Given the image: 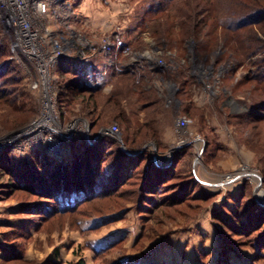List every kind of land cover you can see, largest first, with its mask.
I'll use <instances>...</instances> for the list:
<instances>
[{
    "label": "rangeland",
    "instance_id": "1",
    "mask_svg": "<svg viewBox=\"0 0 264 264\" xmlns=\"http://www.w3.org/2000/svg\"><path fill=\"white\" fill-rule=\"evenodd\" d=\"M70 1L71 27L98 41L118 30L120 45L127 42L125 52L148 49L166 71L179 72L170 87L173 97L183 99L181 111H174L175 127L187 116L185 131L200 139L177 166L178 178L151 199L140 190L141 172L119 192L69 211L26 188L4 189L0 264H264V194L259 193L264 189V0ZM248 14L253 18L242 24ZM144 19L150 24H141ZM54 23L47 19L49 27ZM165 36L183 42L173 50L160 42ZM10 46V30L0 19V135L30 122L41 106L42 92L31 87L27 64ZM79 65L70 62L63 76L61 61L59 83L66 86L69 77L78 76ZM10 69L14 74L5 73ZM184 77L192 82L181 95ZM108 95L102 89L100 96ZM64 97L62 91L59 98ZM110 107L104 104L101 111L112 120ZM96 112L92 105L83 111L76 101L60 128L63 137L72 134L81 141L88 135L81 118ZM113 124L121 128L120 120ZM65 144L59 152L26 136L12 142L4 150L3 182L19 171L41 180L43 170L57 173L74 158L71 144ZM182 145L177 140L172 147ZM192 174L200 183L186 196L176 194L177 183Z\"/></svg>",
    "mask_w": 264,
    "mask_h": 264
},
{
    "label": "trees",
    "instance_id": "2",
    "mask_svg": "<svg viewBox=\"0 0 264 264\" xmlns=\"http://www.w3.org/2000/svg\"><path fill=\"white\" fill-rule=\"evenodd\" d=\"M162 9H167V7ZM262 13L264 14V12ZM251 18H253L252 14H248L242 24ZM142 23L150 24L149 21L147 22V19L141 21ZM160 42H164L170 49L175 50L176 45L179 46L183 42V39L179 38L176 40L165 36L164 41ZM120 44L121 42L116 44L111 54L115 62L110 76L119 83L121 93H129L130 90L132 92V89L136 88L139 100L148 101L153 94V90L148 88L152 70L142 63L134 64L129 62V56L125 53L127 42L122 45ZM67 71L68 69L63 67V69L60 68L58 70V73L64 76V74H69ZM7 72L14 74L15 69L5 70V73ZM3 74H0V82L3 80ZM178 76L179 72L177 71L174 79H177ZM12 80L7 79L8 83H14L15 85V80L13 78ZM66 82L68 96L64 100V103L68 109H65V106L63 108L61 105V122L63 125L68 122V110L69 112L71 111L76 101L82 106L83 111L86 110V106L88 105H92L95 108L100 104H107L111 108L114 107L115 110H112L113 115H110L113 117L112 120L108 119L106 113L102 111L85 114L89 119L91 137L88 139L83 134L84 138L80 141L78 137L73 135V137L67 140L74 150V158L71 164H64L57 173L43 170L44 173L41 174L42 180L40 177L36 179L35 175H30L27 171H19L15 175V178H10L5 183L3 182L4 174L0 173V192H6L4 189L8 190V188L21 190L26 188V190L32 192L37 197L51 200L58 206V210L69 211L74 210L82 201L102 196L108 197L119 192L120 188L135 176L137 172H141L142 175L139 185L140 190L143 191L144 197L148 199H151L153 194L161 193V190H164L168 181L170 182L178 178V175H176L177 166L182 163V158L191 148L190 144L193 141L180 147H175L170 162L160 165L156 163L150 149H140L144 142L150 139L157 140V137L155 134L149 132L148 127L144 126H141L139 134H132L128 117L121 108L119 96H100L103 88L99 85H88L87 82L80 79L79 75L69 77ZM191 82V77H184V84L180 87L181 95L186 91L187 86L191 85ZM188 106H191V104L189 103ZM114 119L120 120L121 139L117 135L107 133L105 130L99 135L100 129L107 127ZM122 143L125 145V148L122 147ZM156 144L158 150H160L159 143L157 142ZM4 153L5 151L0 153V170L4 169L7 165ZM7 158L9 159V157ZM106 163L112 164L113 168L108 170ZM142 163H146V167L143 166L140 171H137ZM52 179L54 180L52 181ZM198 183H200V180L192 174V179L177 183L175 192L178 195L184 194L186 196L195 187V184ZM72 195H76V197L72 199Z\"/></svg>",
    "mask_w": 264,
    "mask_h": 264
},
{
    "label": "built area",
    "instance_id": "3",
    "mask_svg": "<svg viewBox=\"0 0 264 264\" xmlns=\"http://www.w3.org/2000/svg\"><path fill=\"white\" fill-rule=\"evenodd\" d=\"M50 17L56 22L55 28L46 24ZM71 17L74 16L70 0H0V19L10 30L11 51L18 61L27 64V70L31 72V87L42 92L38 115L13 134L0 135V153L12 142L20 143L25 136L29 137V141L52 145L56 150L63 149L72 137V134L63 137V130H60L64 127L60 109L68 92L66 86L59 83L61 79L56 74L57 69L61 61L69 69L70 62L87 65L102 52L111 56L116 44L121 42V33L114 30L98 41L71 27ZM107 62L112 63L113 59L108 57ZM62 91L65 97L60 100ZM189 122L187 116L177 120L180 144L200 139L199 135L191 137L192 134L185 131ZM106 132L118 136V124L111 125ZM170 160L171 157H168L167 162Z\"/></svg>",
    "mask_w": 264,
    "mask_h": 264
},
{
    "label": "crops",
    "instance_id": "4",
    "mask_svg": "<svg viewBox=\"0 0 264 264\" xmlns=\"http://www.w3.org/2000/svg\"><path fill=\"white\" fill-rule=\"evenodd\" d=\"M149 44H151V42ZM151 45H153V43ZM125 53L129 56V62L134 64L142 63L152 70L150 74L151 81L148 84V88L153 90V94L148 101L139 100L136 88L132 89L131 94L128 92L119 93V83L110 76L112 66L115 62L112 55H105V53L102 52L97 55L99 58L96 60L94 59L92 64H80L78 67H75V69L79 71L78 75L82 81L85 80V82L93 86H101L109 95L119 96L121 108L128 116V123L132 134H139L141 132V126H144L146 128L148 127L149 132L155 134L157 137V140L150 139L144 142L140 149H150L156 163H169L167 162V158L171 157L169 156L171 155V150L175 148L172 146L180 137L179 131L177 127H175L174 111L175 109L181 111V104H183L182 97H173L170 90V87H175L172 81L174 75L171 73V70L166 71L164 69L165 67L167 68L165 64L157 63V61L153 59L154 55L152 56L151 51L148 49L140 53H138V51L134 54ZM133 55L136 57H133ZM108 57L113 59L112 63L107 62ZM169 69H173V67L170 66ZM101 107H103V104L97 107V111H101ZM86 115L81 119L85 123L86 128H84V130L87 134H90V129L88 130L90 124L89 121H87L88 118ZM110 124L101 129H105L106 131V129H109ZM119 139H121V136ZM157 142L160 145V150H158ZM65 149L66 148H63L58 151L64 152Z\"/></svg>",
    "mask_w": 264,
    "mask_h": 264
},
{
    "label": "water",
    "instance_id": "5",
    "mask_svg": "<svg viewBox=\"0 0 264 264\" xmlns=\"http://www.w3.org/2000/svg\"><path fill=\"white\" fill-rule=\"evenodd\" d=\"M90 129V125L88 126V130ZM105 129H101L100 131H99V135L104 131ZM106 130H108V129H106ZM119 135V138H120V134H118ZM87 138L88 139H90V134L88 133V135H87ZM122 147L123 148H125V145L122 143ZM178 147V146H177ZM171 154H173V149L171 150Z\"/></svg>",
    "mask_w": 264,
    "mask_h": 264
},
{
    "label": "bare ground",
    "instance_id": "6",
    "mask_svg": "<svg viewBox=\"0 0 264 264\" xmlns=\"http://www.w3.org/2000/svg\"><path fill=\"white\" fill-rule=\"evenodd\" d=\"M259 193H260V194H264V189H261V190L259 191Z\"/></svg>",
    "mask_w": 264,
    "mask_h": 264
}]
</instances>
